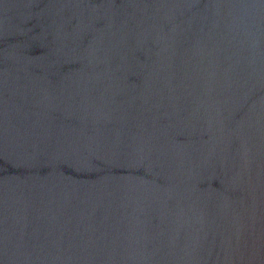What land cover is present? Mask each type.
<instances>
[{
	"label": "water",
	"instance_id": "water-1",
	"mask_svg": "<svg viewBox=\"0 0 264 264\" xmlns=\"http://www.w3.org/2000/svg\"><path fill=\"white\" fill-rule=\"evenodd\" d=\"M0 264H264V0H0Z\"/></svg>",
	"mask_w": 264,
	"mask_h": 264
}]
</instances>
